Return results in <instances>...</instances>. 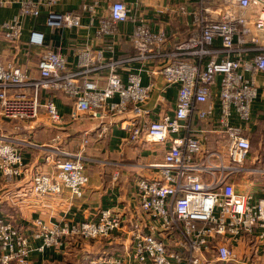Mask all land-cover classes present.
Returning a JSON list of instances; mask_svg holds the SVG:
<instances>
[{"label": "built area", "instance_id": "built-area-1", "mask_svg": "<svg viewBox=\"0 0 264 264\" xmlns=\"http://www.w3.org/2000/svg\"><path fill=\"white\" fill-rule=\"evenodd\" d=\"M59 2L0 0V7L19 6L17 15L0 27L4 40L18 49L24 22L35 23L43 13L44 25L53 32L78 29L88 17L99 39L115 35L118 25L132 18L124 0L84 2L76 13L55 11ZM165 13L185 18L184 36L174 37L163 27L154 30L139 17L127 35L134 55L126 59L105 61L102 50L85 49L78 68L71 70L35 29L26 45L27 51H36V76L25 66L5 63L0 52V123L14 132L0 129V180L25 183L21 195L59 197L67 191L70 199L80 200L88 184L90 160L84 147L69 153L58 134L48 146L35 143L31 130L27 139L21 137L23 127L42 113L53 127L63 123L52 94L72 101L71 122L88 114L100 121L125 116L119 129L126 145L168 147L161 163L147 166L150 176L135 180L137 203L128 214L101 210L93 220L50 226L37 219L24 234L0 213V264H32V251L59 250L70 239L124 241L122 252L104 253L89 264H234L240 260L235 245L250 240L255 253L264 252V197L236 190L244 177L264 176V169L246 166L250 142L231 124L233 118L248 123L258 97L256 76L264 74V0H182ZM133 62L157 64L165 88L176 87L172 115L150 118V88L141 85L136 73L128 72L125 79L119 73ZM101 70L108 71L103 88L89 78ZM216 107L218 127L207 131L199 123L211 118ZM107 132V123H101L94 134L101 140ZM208 133L226 136L224 150L203 144ZM81 144L86 146L88 139ZM23 147L48 151L43 164L50 170L31 175Z\"/></svg>", "mask_w": 264, "mask_h": 264}, {"label": "crops", "instance_id": "crops-1", "mask_svg": "<svg viewBox=\"0 0 264 264\" xmlns=\"http://www.w3.org/2000/svg\"><path fill=\"white\" fill-rule=\"evenodd\" d=\"M90 1L92 0H60L55 11L76 13L82 3ZM124 1L131 8V20L118 25L115 35L101 39L95 36V29L89 26V18L85 16L81 20L80 28L61 29L54 32L44 25V13L35 23L25 21L18 49L10 47L0 30V52L3 61L8 64L15 63L25 66L31 70V74L36 76L37 57L34 55L36 51H27L26 45L32 29L44 34L45 43L66 59L71 70L78 68L79 55L85 49L102 50L105 61L109 58L132 57L134 50L127 35L133 30L139 17H144L154 30L163 27L171 35L176 33L174 37L184 36L185 18L165 13L170 4L182 0H141L139 6L132 5L134 0ZM18 11L19 6L16 3L1 6L0 27L4 22L16 16ZM93 26H96V22ZM158 69L159 66L155 63L133 62L120 68L119 71L123 79L128 72L138 74L141 85L150 88L146 108L151 110L150 118L153 120L164 114L172 115L177 96L176 87L165 88ZM107 73V70H101L92 73L89 78L97 80L100 88H103L106 84ZM256 82L258 97L251 105L250 121L243 124L233 118L231 124L241 128L252 145L248 166L253 167L263 162L264 167V74H258ZM50 99L54 100L58 112L63 118V123L59 127H53L46 114L42 113L35 122L28 123L23 127L21 137L27 139L28 131L31 130L33 132L32 140L35 143L48 146L52 138L58 134L62 141L60 145L65 151L76 153L84 147L83 154L90 162L87 167L88 184L83 197L80 200L70 199L67 191H64L59 197L38 198L30 193L21 195L25 192V183L15 181L5 184L0 180V213L2 216L21 232L28 234L30 227L37 219L50 226L58 223L70 224L71 222L93 220L101 210H111L113 213L121 215L134 210L137 203L135 180L138 176H150L151 170L147 166L161 163L168 147L152 143L126 145V135L119 129V123L125 116H115L100 121L88 114L71 122L69 114L73 107L72 101L62 94H52ZM217 118L218 109L216 107L213 116L206 121H201L199 125L207 131L212 129L214 131L218 127ZM101 123H107L108 132L103 139L97 140L94 131L99 128ZM0 129L3 132L14 134L7 125L0 123ZM218 137L219 135L208 133L203 144L209 149L220 148L221 144L217 142ZM84 139H88L86 146L81 144ZM47 153L46 150H32L23 147V163L31 175L36 171L50 170V167L43 164V157ZM114 174H117V181L112 180ZM241 183L243 188L239 193L251 192L255 197H264V177L246 176L241 180ZM123 243L124 241H121L120 238H115V242H111V239L94 242L70 239L59 250L47 249L42 253L32 251L29 259L32 264H89L90 260L96 259L104 253L122 252ZM247 243L253 245L254 242L250 240ZM37 245L34 244V246ZM242 246L246 249L245 253L239 251L240 247L243 248ZM246 246L243 241L235 245L238 258L249 260L248 263L242 264H264V252L251 254ZM239 261L234 264H239Z\"/></svg>", "mask_w": 264, "mask_h": 264}, {"label": "rangeland", "instance_id": "rangeland-1", "mask_svg": "<svg viewBox=\"0 0 264 264\" xmlns=\"http://www.w3.org/2000/svg\"><path fill=\"white\" fill-rule=\"evenodd\" d=\"M178 2V1H177ZM226 136L225 135H221V136H219L218 138H217V142L218 143H220L221 144V146L223 147V150H224V144L226 143ZM242 185V186H241ZM241 186V187H240ZM242 188H243V184L242 183H240L239 184V186H237L236 187V190H237V192H242ZM247 245V246H246ZM244 244V246H246L247 247V249H248V247H252V249H250V253L252 254V253H254V251H253V245H250V244ZM243 247V246H242ZM239 251H242V252H246V249L243 247V248H241L240 247V250ZM249 252V251H248ZM246 256V255H245ZM250 258V257H249ZM243 262H249V260H242ZM65 264H68V263H65Z\"/></svg>", "mask_w": 264, "mask_h": 264}, {"label": "trees", "instance_id": "trees-1", "mask_svg": "<svg viewBox=\"0 0 264 264\" xmlns=\"http://www.w3.org/2000/svg\"><path fill=\"white\" fill-rule=\"evenodd\" d=\"M252 146V145H251ZM252 148V147H251ZM246 166L247 167H249V168H257V169H264V167H263V162H260V164H256L255 166H253V167H250V166H248V164L246 163ZM253 176H256L257 178H259V177H264V176H258V175H253Z\"/></svg>", "mask_w": 264, "mask_h": 264}]
</instances>
